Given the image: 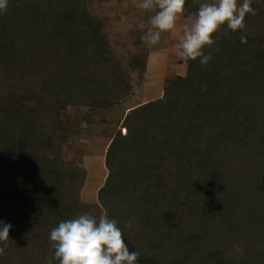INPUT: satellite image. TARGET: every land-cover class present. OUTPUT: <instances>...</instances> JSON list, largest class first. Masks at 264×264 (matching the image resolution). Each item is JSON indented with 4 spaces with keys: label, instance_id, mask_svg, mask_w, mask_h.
I'll use <instances>...</instances> for the list:
<instances>
[{
    "label": "trees",
    "instance_id": "obj_1",
    "mask_svg": "<svg viewBox=\"0 0 264 264\" xmlns=\"http://www.w3.org/2000/svg\"><path fill=\"white\" fill-rule=\"evenodd\" d=\"M79 2L9 0L0 12V221L12 225L0 264H44L50 231L93 212L79 174L38 157L51 147L38 99L10 108L7 94L57 89L67 105L115 103L131 87ZM252 6L245 30L225 26L208 65L188 61L159 98L128 111L109 144L98 199L138 264H264V0ZM198 7L188 0L185 14Z\"/></svg>",
    "mask_w": 264,
    "mask_h": 264
},
{
    "label": "rangeland",
    "instance_id": "obj_2",
    "mask_svg": "<svg viewBox=\"0 0 264 264\" xmlns=\"http://www.w3.org/2000/svg\"><path fill=\"white\" fill-rule=\"evenodd\" d=\"M79 3L100 22L101 37L113 57V64L123 68V78L131 85L129 92L115 103L101 96L67 105L57 89L37 93L25 88L11 90L4 100L8 107L16 108L24 98L38 99L37 111L43 120V131L51 141V147L40 151L38 157L50 170L78 173L79 199L99 215L103 207L98 191L108 174L105 160L114 135L122 128L129 110L163 94L166 79L186 75L188 61L176 55L179 28L175 33L162 34L157 46L149 47L143 42L153 13L139 9L138 0H80ZM192 19L194 15L185 14L180 26ZM107 75L112 85L113 72Z\"/></svg>",
    "mask_w": 264,
    "mask_h": 264
},
{
    "label": "clouds",
    "instance_id": "obj_3",
    "mask_svg": "<svg viewBox=\"0 0 264 264\" xmlns=\"http://www.w3.org/2000/svg\"><path fill=\"white\" fill-rule=\"evenodd\" d=\"M198 3L194 19L180 26L185 15L188 0H138L137 7L152 12L150 27L142 37L149 46H157L162 34L180 35L175 42L176 55L182 61H199L206 66L212 59L210 50L216 38L226 26L232 32L245 30L246 17L256 15L253 0H194ZM9 0H0V12L7 10ZM240 42L247 43V36L241 35ZM132 220L124 228L133 229ZM12 225L0 221V256L10 240ZM52 256L46 257L44 264H138L139 251H130L125 239L124 229L119 221L110 216L107 208L99 215L91 211L76 217L62 220L49 234ZM236 251H242L239 246Z\"/></svg>",
    "mask_w": 264,
    "mask_h": 264
}]
</instances>
